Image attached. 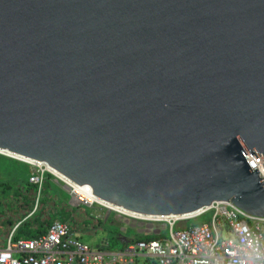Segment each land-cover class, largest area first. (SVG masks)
I'll return each mask as SVG.
<instances>
[{"label":"water","instance_id":"1","mask_svg":"<svg viewBox=\"0 0 264 264\" xmlns=\"http://www.w3.org/2000/svg\"><path fill=\"white\" fill-rule=\"evenodd\" d=\"M261 153L264 0H0V154L133 214L264 218Z\"/></svg>","mask_w":264,"mask_h":264},{"label":"built area","instance_id":"2","mask_svg":"<svg viewBox=\"0 0 264 264\" xmlns=\"http://www.w3.org/2000/svg\"><path fill=\"white\" fill-rule=\"evenodd\" d=\"M0 156L29 167V182L36 186L33 210L14 227L6 249L0 251V264H136L141 256L155 260L156 264H264V218L251 216L233 203H215L187 216L149 217L126 213L101 204L90 186L77 185L45 164ZM260 156L249 154L246 162L264 180L263 153ZM49 177L70 194L75 207L98 206L106 212L111 209L112 214L136 227L151 228L156 236L153 240L136 241L119 254L106 255L76 240L72 226L57 220L47 235L35 240H17L15 235L20 227L40 211ZM203 218L207 221L195 224Z\"/></svg>","mask_w":264,"mask_h":264},{"label":"crops","instance_id":"3","mask_svg":"<svg viewBox=\"0 0 264 264\" xmlns=\"http://www.w3.org/2000/svg\"><path fill=\"white\" fill-rule=\"evenodd\" d=\"M54 183L61 188L55 181ZM21 189L19 191V197L17 198L8 197V194H3V190H0V194L2 195L0 198V251L6 249L9 236L14 227L27 218L33 210L35 198L33 191L27 190V187H22ZM45 200L46 202L44 204ZM41 204L40 211L28 219L17 231L15 235L17 240H35L41 238L47 235L50 227L44 224L46 221L51 220L53 223L57 220L63 221L64 218H67L66 223L72 226V232L76 240L106 255L119 254V252H122L127 246H130L136 241L156 236L149 227H136L133 223L120 217L114 218L115 215H108L107 212H98L93 221H91V218L81 211L83 207H75L72 199L69 203H64L58 193L53 190H50L45 195L43 194ZM74 208H77V210ZM122 223H125L126 226ZM26 224H29L30 227L24 228ZM116 228L121 229L119 235L111 231H116ZM27 231L31 234L36 233V237L38 238L26 239L25 235ZM106 232L115 235L116 242L114 241V243L119 246L118 251H114L111 247L108 248L110 244L106 242L109 237ZM84 238H90V241L96 244V247L90 245L88 242H84ZM114 243L112 242L111 246ZM151 260V258L141 256L136 259L135 263L150 264L151 262H155Z\"/></svg>","mask_w":264,"mask_h":264},{"label":"trees","instance_id":"4","mask_svg":"<svg viewBox=\"0 0 264 264\" xmlns=\"http://www.w3.org/2000/svg\"><path fill=\"white\" fill-rule=\"evenodd\" d=\"M1 159L5 160L8 162L6 163L8 166H11L13 167L12 171L7 174L9 175V179L7 182H3V183H0V188L3 190V194H8L10 195V197H14V198H17L19 197V191L22 190L21 188L22 187H27V190L29 191H33V193L36 192V186L35 185H32L30 182H29V178H30V170H29V167H27L26 165L18 162V161H15V160H12V159H9V158H6V157H2L0 156ZM5 164V165H6ZM23 170H26V174H27V178L24 177L22 171ZM26 178V179H25ZM57 186L56 184L52 181V178L49 177L48 180H47V183L45 185V188H44V195L47 193V192H50V190H53L54 192L57 191ZM5 190H8V192H13V195L9 194L8 192H6ZM46 199V197H45ZM46 200L44 201V204H45ZM66 203V202H64ZM66 216V214H64ZM64 223H66L67 221V218H64ZM62 221V222H63ZM199 221V220H198ZM196 221V225L197 222ZM47 227L48 226H51L53 223L52 221H46L44 223ZM201 225V224H199ZM30 225L29 224H26L24 226V228H29ZM24 232V231H23ZM25 238L26 239H34V238H38L36 237V233L35 234H31V233H28L27 231V234L25 235ZM19 239V237H18ZM143 241H148V240H153V238H145V239H142ZM142 240H139V241H142ZM152 261V260H151ZM155 261V260H154ZM150 264H156L155 262H151Z\"/></svg>","mask_w":264,"mask_h":264},{"label":"rangeland","instance_id":"5","mask_svg":"<svg viewBox=\"0 0 264 264\" xmlns=\"http://www.w3.org/2000/svg\"><path fill=\"white\" fill-rule=\"evenodd\" d=\"M6 163H8L6 160H5V162H4V160L3 159H1L0 158V183H3V182H7L8 181V179H9V175H7V174H9L11 171H12V169H13V167H11V166H8ZM6 164V165H5ZM22 173H23V175H24V177H26L27 178V174H26V170H23L22 171ZM25 178V179H26ZM4 184V183H3ZM57 186V185H56ZM57 193H58V195L62 198V200L64 201V202H66V203H69L70 201H71V196H70V194L67 192V191H65L62 187L60 188V187H58L57 186ZM0 190H1V188H0ZM6 192H8V190H5ZM9 194H11V195H13V192H8ZM68 193V194H67ZM2 197V195L0 194V198ZM8 197H10V195H8ZM81 208V207H80ZM75 210H77V208H74ZM84 214H87V216L89 217V218H91V221H93V219H94V217H96V215H97V213L98 212H106L105 210H102L101 211V209H99L98 208V206H94V207H83V209L81 210ZM110 215H114V214H110ZM118 216L115 214V216H114V218H117ZM90 221V222H91ZM207 221V218H203V219H200L198 222H197V224L199 225V224H202V223H204V222H206ZM123 225H125L126 226V224L125 223H122ZM193 223L192 222H190L189 223V225L191 226ZM112 232H116V234H120V232H121V229H118V228H116V231H114V230H111ZM119 232V233H118ZM106 234L108 235V233L106 232ZM110 237L111 238H113V237H115V235H113V234H110ZM116 239H117V237H116ZM84 240V242H88L90 245H92V246H94V247H96V244H94L93 242H91L90 241V238H84L83 239ZM111 248L114 250V251H118L119 250V246L116 244V245H113L112 244V246H111Z\"/></svg>","mask_w":264,"mask_h":264},{"label":"bare ground","instance_id":"6","mask_svg":"<svg viewBox=\"0 0 264 264\" xmlns=\"http://www.w3.org/2000/svg\"><path fill=\"white\" fill-rule=\"evenodd\" d=\"M24 160H26V159H24ZM88 201H91L88 197H85ZM96 200H98V199H96ZM98 202H100L101 204H103V205H105V206H108V207H113V206H110V205H108L107 203H104L103 201H101V200H98ZM115 210H119V211H122V212H126V213H129V212H127V211H124L123 209H119V208H115Z\"/></svg>","mask_w":264,"mask_h":264}]
</instances>
